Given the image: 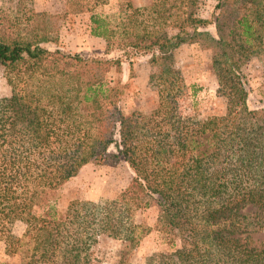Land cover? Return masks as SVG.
I'll return each mask as SVG.
<instances>
[{
  "label": "trees",
  "instance_id": "1",
  "mask_svg": "<svg viewBox=\"0 0 264 264\" xmlns=\"http://www.w3.org/2000/svg\"><path fill=\"white\" fill-rule=\"evenodd\" d=\"M105 3L66 7L90 13L91 36L122 48L116 58L49 49L58 40L42 13L27 9L24 26L0 15V65L11 87L0 97V230L23 222L16 242L27 264H90L98 235L135 245L146 232L135 212L157 206L155 229L170 252L145 264H264V112L248 107L240 71L260 52L264 0H217L211 19L189 12L174 33L129 36L94 12ZM183 44L211 50L224 113L199 120L166 115L161 104L149 116L122 113L128 84L110 82L108 72L120 71L122 57L148 54L155 75L171 80ZM120 161L132 176L116 198L56 210L61 187L82 167Z\"/></svg>",
  "mask_w": 264,
  "mask_h": 264
},
{
  "label": "rangeland",
  "instance_id": "2",
  "mask_svg": "<svg viewBox=\"0 0 264 264\" xmlns=\"http://www.w3.org/2000/svg\"><path fill=\"white\" fill-rule=\"evenodd\" d=\"M66 3L67 0H0V15L8 20L17 17L24 26L27 9L44 14L55 29L52 36H57L58 40L49 49L57 47L83 58L122 55V48H108L102 38L91 36L89 12L68 11ZM216 3L217 0H106L94 12L107 16L121 35L156 30L174 33L178 18L189 12L211 19ZM208 31L215 36L214 25L209 26ZM211 58V50L198 44H183L173 52L174 78L164 81L155 75L157 68L151 64L148 54L135 53L128 58L122 57L120 71L111 69L107 78L110 82L119 80L128 84L118 104L124 114L135 112L149 116L161 104L166 115L203 120L222 115L226 106L225 98L218 92ZM240 69L247 87L248 107L264 112V38L260 52ZM10 92L0 65V97ZM131 176L124 161L114 166L85 165L61 187L56 210L64 212L71 202L112 200L127 188ZM32 212L39 214L41 209L35 204ZM157 215V206L135 212L134 220L146 229L135 245L108 233L98 235L90 247V264H117L121 260L128 264H145L150 260L156 262L160 254L170 252L164 235L155 229ZM24 228L23 222L15 221L5 231L0 230V264H27L28 257L18 251L16 242Z\"/></svg>",
  "mask_w": 264,
  "mask_h": 264
}]
</instances>
